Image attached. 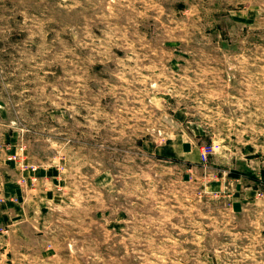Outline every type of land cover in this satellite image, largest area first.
Here are the masks:
<instances>
[{
	"label": "rangeland",
	"instance_id": "rangeland-1",
	"mask_svg": "<svg viewBox=\"0 0 264 264\" xmlns=\"http://www.w3.org/2000/svg\"><path fill=\"white\" fill-rule=\"evenodd\" d=\"M0 264H264V0H0Z\"/></svg>",
	"mask_w": 264,
	"mask_h": 264
},
{
	"label": "built area",
	"instance_id": "built-area-1",
	"mask_svg": "<svg viewBox=\"0 0 264 264\" xmlns=\"http://www.w3.org/2000/svg\"><path fill=\"white\" fill-rule=\"evenodd\" d=\"M203 159H205V160L207 159V153L206 152L203 153Z\"/></svg>",
	"mask_w": 264,
	"mask_h": 264
}]
</instances>
